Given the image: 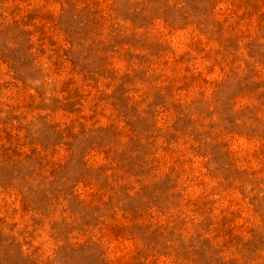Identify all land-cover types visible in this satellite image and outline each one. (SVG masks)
Listing matches in <instances>:
<instances>
[{
	"label": "rangeland",
	"instance_id": "374dc122",
	"mask_svg": "<svg viewBox=\"0 0 264 264\" xmlns=\"http://www.w3.org/2000/svg\"><path fill=\"white\" fill-rule=\"evenodd\" d=\"M0 264H264V0H0Z\"/></svg>",
	"mask_w": 264,
	"mask_h": 264
}]
</instances>
